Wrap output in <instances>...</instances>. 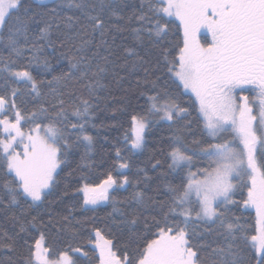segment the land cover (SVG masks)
Returning a JSON list of instances; mask_svg holds the SVG:
<instances>
[{"label":"snow or ice","instance_id":"obj_1","mask_svg":"<svg viewBox=\"0 0 264 264\" xmlns=\"http://www.w3.org/2000/svg\"><path fill=\"white\" fill-rule=\"evenodd\" d=\"M53 4L0 0V214L19 226L0 234L8 264H264V0ZM132 22L152 59L133 47L121 57L109 43ZM137 73L139 111L130 100L120 109L123 146L113 144L104 179L83 175L65 202L69 154L82 170L96 166L95 113L117 100L111 84ZM121 91L124 101L132 89ZM165 125L161 146L134 165ZM54 203L67 214L49 211ZM107 205L104 227L76 216ZM206 233L211 243L200 242Z\"/></svg>","mask_w":264,"mask_h":264},{"label":"trees","instance_id":"obj_2","mask_svg":"<svg viewBox=\"0 0 264 264\" xmlns=\"http://www.w3.org/2000/svg\"><path fill=\"white\" fill-rule=\"evenodd\" d=\"M33 4H35V0H31ZM130 4H134L136 6H139L140 0H129ZM49 6H54L53 0L48 1ZM41 9H44V5L40 6ZM67 15H73L74 10L65 9L64 10ZM132 11L131 7H128L125 12L126 14H130ZM137 25L135 22L132 23H125L123 24V27L128 29L123 32L115 34V41L114 43L112 40H109V43L112 45L113 50L120 55L121 57L124 56V49L126 47H133L136 49L137 52H139L141 55L145 56L146 60L152 59V57L155 55V53H150L149 55H145V52L147 51V45H138L137 41L134 38V34L130 31L132 27H136ZM96 42H99V37L97 34ZM6 54V53H5ZM123 60H121V63ZM66 63V62H65ZM121 75H125V72L121 71ZM142 76V73H137L132 76H128L123 82H122V88L123 89H132V91L128 94L127 100L121 101L120 97L124 95V93L121 91V86H118L116 84H111L112 94L117 97V100H107L104 102H101L99 106V110L95 113V120L94 123L98 125L97 129H90V132L92 135L97 136V133H99L97 139V149L96 153L94 154V159L96 161V166H94L91 169H84L78 168L77 165L80 163L79 161V154H69V164L68 167L65 169L64 173L61 175V184L59 186L60 191L62 192L64 190L65 185L68 186V191L70 193L69 196L64 197L65 202H71V193L74 191L75 187L78 183H81V177L83 175H87L88 179L93 183H98L102 179L105 178V172L110 166L111 162L115 159V153L113 149V144H119L120 146H123V133L124 130L129 127L128 124V116L126 114H122L120 109L123 107L128 106V100L131 101V106L129 108V111L132 110V108H136L137 111H139V108L136 107L137 100L136 97L140 91V89H137L135 87V80L140 78ZM108 83L109 81H105ZM251 97V93H247ZM187 99V97H185ZM140 105L144 104L143 98L139 101ZM28 108H31L32 105L28 104ZM99 125H107V127H99ZM169 134V130L167 129V126H157V128L153 129L151 133H149V139L147 144V151L143 153H137L135 156H133L132 163L134 165H138L140 167H144V163L147 162L152 154V152L161 146V138H166ZM106 137V139H105ZM163 159V157H159ZM135 172V167L132 168L131 172L128 174L131 176ZM68 173H72L71 176L68 175ZM113 175H117L116 172L113 173ZM149 175L155 176L156 173L154 171H150ZM171 178V177H169ZM132 191L131 188H128L127 190H120L117 193V199L123 200L124 197H127L130 192ZM151 194V193H150ZM55 213H60L61 215H66V211L64 210L63 205L59 203L53 204V209H50L49 211H53ZM112 211V208L110 205L107 206H101L96 212H76L77 217L84 218L87 220L89 217L95 216L97 218V223L104 227L106 224H108V214ZM235 211V210H234ZM244 212V215L242 217V220H249L251 221L252 216L248 215L249 210H241ZM241 211H236V215H241ZM35 212H32L31 215H35ZM45 220L48 219V214L45 213L44 215ZM56 227L51 228L49 231V243L51 242V237H56L57 235V228ZM91 227V221L85 224V229H88ZM203 225L200 226L198 231H201L203 229ZM19 231V226L14 225L12 220L8 217H5L3 214H0V234L7 233L9 236H13L16 232ZM29 231L32 232L33 236L36 235V231L33 229H30ZM61 238L64 240H67L68 237L66 234L61 233ZM213 240V237L210 234H205L201 239V243H211ZM11 255L10 253H7L6 251L0 250V262L2 264H8V257Z\"/></svg>","mask_w":264,"mask_h":264},{"label":"rangeland","instance_id":"obj_3","mask_svg":"<svg viewBox=\"0 0 264 264\" xmlns=\"http://www.w3.org/2000/svg\"><path fill=\"white\" fill-rule=\"evenodd\" d=\"M49 1V0H48Z\"/></svg>","mask_w":264,"mask_h":264}]
</instances>
